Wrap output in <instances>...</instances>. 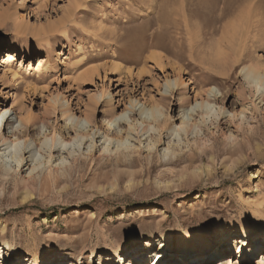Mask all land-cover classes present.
I'll return each mask as SVG.
<instances>
[{"label":"rangeland","instance_id":"rangeland-1","mask_svg":"<svg viewBox=\"0 0 264 264\" xmlns=\"http://www.w3.org/2000/svg\"><path fill=\"white\" fill-rule=\"evenodd\" d=\"M223 1L0 0V109L12 108L8 114L15 126L20 124L21 116L28 114L36 123L25 131L28 136L22 142L27 140L29 144L44 133L56 140L60 134L66 135L64 109L76 117L89 115L90 128L93 134L97 132L91 149L89 136L79 152L62 151L69 159V164L62 166L65 174L57 171L56 159L61 153L55 150L53 164L41 166L34 179L28 176V165H21L19 171L11 170L4 192L0 182V248L1 256L7 257L6 262L0 257V264H30L41 259L48 264L58 259L72 263L78 261L80 254L84 264H118L113 252L106 254L107 249L126 252L138 244L143 249L141 258L137 261L129 257L126 261L123 255L121 264L150 263L166 237L177 240L200 233L205 242L199 248H204L207 241L212 243L207 250L218 249L227 240L236 245L242 239H234L233 232H241L244 221L250 227L244 246L245 249L249 245L248 260L232 253L202 264H218L228 256L234 259L233 264H256L264 254V246L256 252L252 248L258 239L264 245V229L254 227L259 211H264V101L251 93L240 71L252 59L264 65L261 0L241 3L242 0L241 6L233 4L234 10L251 13L257 3L259 11L255 14L258 27H254L258 24L254 17L248 19L251 28L238 35L237 42L222 41L220 23L215 28L218 33L205 36L202 46L195 43L194 24L182 27L183 48L194 41L192 54L188 53L191 58L183 61H191L186 69L191 74L181 73L186 85L174 94L164 93L165 77L173 79L179 71L173 54L147 45L141 51L136 43L122 37L126 29L147 25L150 16L162 6L167 11L187 13L202 9L205 3L207 7L203 9L209 6L219 11ZM190 36L194 39L188 41ZM202 47L207 53L218 48L228 53L243 52L245 61L234 69L231 86L221 77L210 84H197L193 79V74L201 70L215 74L199 61L205 52ZM7 53H11L12 60L5 63L3 57ZM152 53L163 55V62L156 63L150 58ZM200 65L202 69L192 67L201 68ZM211 85L228 92L226 102L218 100L217 104H224L225 110L248 108V118L242 121L225 114L220 125L207 123L209 128L201 132L206 139L202 149L184 146L181 153L164 157L162 147L168 145V136L163 134L150 154L145 139L148 134L141 136L139 127L130 138L131 147L124 150L127 156L103 150L102 136L108 130L104 118L131 109V98L147 105L167 103L166 120L169 125H178L183 106L194 104L196 95ZM140 104L135 107V117ZM77 130L68 126L70 136H75ZM36 144L33 142L35 150ZM55 144L60 146L57 141ZM28 155L25 151L23 164L29 160ZM178 156L185 158L183 163L166 162ZM11 165L16 167L15 163ZM5 242L10 246L6 247ZM168 244L177 254L164 253L166 257L163 255L160 260L155 257L156 264L166 260L169 264L191 263L180 257L187 256L186 250ZM223 249L228 252L229 245Z\"/></svg>","mask_w":264,"mask_h":264},{"label":"bare ground","instance_id":"bare-ground-1","mask_svg":"<svg viewBox=\"0 0 264 264\" xmlns=\"http://www.w3.org/2000/svg\"><path fill=\"white\" fill-rule=\"evenodd\" d=\"M241 1L242 0H224L223 7L219 9V11H217L215 8L212 9L209 6H208L209 9L208 8L203 9L204 7H207L205 3H204L205 6L202 5L203 7L202 9L185 11L187 13H183V10L182 12L169 10L170 11L169 12L167 11V9L165 10V8L161 9L163 7L162 6L158 10L155 9L156 11H154L153 16H150L149 18L150 22L147 25L145 26L140 25L139 27L134 28V29H126L124 31L125 34H123L122 37H124L126 42L132 41L133 43H136L138 45L139 50L141 51L145 50V45H147V47L149 48L161 49V50L168 52L167 54L169 53L173 54V57L175 58L173 59V62L176 60V62L174 63L177 64L176 68H178L179 71L173 67V71L175 72V70H177L176 72L177 74L176 73L173 74L174 75L173 79L167 76L165 77L166 87H165L164 93L174 94V91L179 90L181 85H186L185 81L182 79L181 73L184 72L186 74H191L190 70H186L192 64L191 61L186 64H184L183 61L187 60V57L191 58L190 55L192 54V48L194 47V44H192L191 42H194V41L193 40L190 41L191 40L190 38H192L191 37L192 35H191L189 39L187 38V40L190 41L189 45H191L190 46L191 48H188L189 45H187L186 47L190 51H188V49L185 48L186 45H184V48H183V44L181 41V37H182L181 35H183L182 27L185 26L186 28H188L190 23L192 25L193 24L195 25L196 29L194 28L195 29L194 31L196 32L197 30V32L195 33L193 31L195 34L193 37H195V39L194 38L192 39H194L196 41L195 43L199 45L201 42H203L205 36H207L208 34L214 35L215 33H218L217 30H215V28H216V25L220 23L223 25L222 29L221 30L219 29V31H221V33L223 34L222 41L226 40L230 43L231 41L235 39L236 40L235 42H237V39H238L237 36L242 35V33L245 32L244 30L250 27L246 21L250 18L251 19H253V17L255 18L256 17L255 14L259 12L257 11L258 9L257 3L253 5L251 13H250L251 10L248 12H246V10H243V9L241 10L236 9L238 11L234 10L233 4L234 5L238 4ZM245 1L246 0H244L241 3H244ZM241 3H239V5ZM260 14H261L260 22L262 25H264V0H261ZM254 20H256V18ZM252 22L253 20H251L250 23ZM260 22L256 24L257 26H254V24L253 26L258 27ZM253 29H256V28H253ZM263 29L261 28V32ZM197 44L195 45L198 46ZM218 44H221V42ZM202 45L204 44L201 43L200 46ZM185 49L188 51L187 53ZM218 49L220 50H217L216 52H211L212 51L211 50L210 53H207L206 52L207 50L204 49L205 52H203V55L201 56L198 55L200 58L202 57L199 60L200 62L202 61L201 62L203 63L202 66H204V63L207 64L208 66L207 68L213 71L216 75L211 74L207 71H202V70L199 73H194L193 79H195L197 84L198 83L210 84L211 82L216 81L218 77H221V78H225L223 82L229 83L230 86L232 85L233 81L231 78L233 77L232 73L235 71L234 69L236 68V66H238V63H240L241 61L242 62L245 61L243 52L236 51L234 53H228L221 48H218ZM244 51H245V48H244ZM189 52H191L190 55L188 54ZM205 56L207 58H205ZM163 57L164 56L159 53H152V55L150 56V58L155 60V62L158 64L163 62ZM3 58H5L4 59L5 63L10 62L12 60L11 53H7L6 56ZM204 58L207 59L208 61L204 60ZM175 64H172V66H174ZM192 67L197 68V69H202L201 65H200L201 68H199L198 66L197 67L192 66ZM185 70L187 72H185ZM204 70H206V68H204ZM240 72L242 73L243 79L247 83V86L251 89V93L253 95H257V98H260V101H264V65L261 64V62H259L258 60L252 59L249 63L245 64L241 68ZM227 95H228L227 90L224 91L222 87L211 85L208 89L203 90L202 92L196 95L197 98L195 99L194 104H191L190 102H188L186 104L187 106L186 105L183 106L184 110H183V113H180L181 121H180V124L178 125L168 124L166 120V116H168V111H167L168 104L167 103L166 104L153 103L151 105L150 104L147 105L145 104V102L140 104V102L137 99L131 98L129 100V105L131 106V109L125 108L123 112H121L120 114H114L112 118H107V117L104 118L103 122L107 125L108 130L102 136V139H104L102 143L103 150L106 152H112V151L119 152V153L123 152L122 154H125V156H127L124 150H127L131 147V144L129 142L130 138L133 136L134 131H138L139 127H141L140 129L142 133L141 136L145 137L148 134L145 139L148 141L147 146H148V150H150L149 152L150 154L152 150H154V148H157L158 143L161 142V137L163 134H166L168 136L167 137L168 145L162 147V151H163L162 154L164 157L169 156L170 154L176 155L177 152L181 153L183 151L184 146L190 147L191 150L193 149L191 148L193 146L195 148L202 149L203 146L205 147L206 139L205 140L203 139L201 132H204V129L209 126L207 123L215 124L216 126H218L220 125L221 120L223 116H225V114H227L229 118H234V119L239 118L238 120H242V121L248 118V115L246 113L248 108L247 109L242 108L240 111H237L235 109L225 110L223 106L224 104L222 105H219V103L217 104L218 100H220L222 103H225ZM139 104L140 106L137 109L138 116L135 117L134 110H135V107ZM10 111H12V108L8 109L7 107H4L3 110L0 109V147H3L0 153L1 154L0 155V182L3 185L2 192H4L5 190L4 184L6 183L9 176L11 175V170L14 169L16 171H19L21 165L22 166L28 165V168H27L28 176L30 179H34L36 177V174H38L37 172H39V169L41 166H44L45 168L46 164L47 165L53 164L52 162L53 152L56 150L58 153L59 152L61 153L60 157L56 159V165L58 166L57 171L61 170L62 174H65V169H63L65 167H62V166H66L67 164H69L68 163L69 159L68 157L63 156L62 151L66 149L67 151H69V154H75L76 152H79L84 139L89 136H90L91 142L88 145V147L91 149V147L94 145L93 143H94L95 135L97 134V132H94L93 134V128H90L91 119L89 118V115L87 114L84 117H81V116L76 117L74 112L69 111L68 113L67 110L65 109L62 110V115L66 117L65 128L67 130V134L66 135L60 134V137L58 138V140H56L55 136H52L50 138L44 133L43 137H38L37 139L35 138L32 140V142L28 144L26 143L27 140H24L22 142V139L24 136L26 137L28 136L27 134H25V131L28 129L30 130L31 126L36 125L35 121L33 122L31 115L28 114L24 118H22L21 116L20 121H19L20 124L15 126L11 122V117H12L11 114H8V112ZM130 112L132 115L130 114ZM92 113H93V110H92ZM70 125H73L75 130L78 129L75 136H70L68 132V126ZM9 127H10V130H9ZM41 133H42V130H39V136L41 135ZM191 135H192V138H189ZM231 137L234 140L235 136L231 135ZM176 139H177V142H175ZM56 141L59 143L58 144L60 145L59 147L56 146L55 144ZM33 142L37 143L36 145L38 147L37 149L38 151L34 149ZM171 142L173 143L172 145H171ZM181 142H183L184 144L182 147H181ZM174 145H176L177 147H175ZM134 148H137V146H134L133 149ZM25 151L26 153L29 154L28 155L29 160H27L26 163L23 164V161L25 159L24 157ZM128 154L130 156V153ZM184 159L185 158H183L182 156H178L176 159L174 160L171 159L166 162L168 164H179L182 161H184ZM198 159L203 160V156L198 155ZM11 163H15L17 168L13 167ZM140 211H143V209H140ZM254 227L264 229V211L263 210H260L258 217L255 218ZM233 234L235 235L234 239L235 238H237L238 240L242 239V241L240 242L237 241L236 245H233V240L225 241L226 244L224 245L225 246L229 245L230 251L228 250V252H225L226 249H223L225 248L224 245H222L218 249L207 250V248L209 249V247L212 245V243L207 240H206L207 245L204 248H199V246H201V244L205 242V240H203V237L201 236L200 233L191 234L188 237H184L182 239H177V240L166 237L164 241L167 243H165L164 241H161L160 248H158V250L154 253L153 259L151 260V262L150 263L142 262L140 264H156L157 262L155 261V257H157V259L160 260L162 256L164 255V253H172L176 255L177 253L175 252V248L167 246L168 243L170 244L174 243L175 247L186 250L187 251L186 253H188L187 256L181 255L180 257H182V260L185 261L186 263L187 261L190 260L191 261L190 264H195V261H198V263L200 264L205 263V262H211V260L215 259L217 256H220V255L223 256L225 254H232V253H238L239 257L245 260H248V256H250L248 252L250 249L247 247H249V245L244 249L245 242L249 238V234H250V227L248 223L244 221L243 226L241 227V232L239 233L233 232ZM146 241H149V240H146ZM5 245L6 247L10 246L8 242H5ZM139 245L141 244L134 246L133 249H130L126 252L122 251L121 249L114 250V249L109 248L107 249L108 253L106 254H111V252H113L114 256L118 260V264H121L123 262V257H124L123 255H126V261H127V258L129 257L130 258L135 257V259L138 261L141 258L140 254L143 251V249L140 248ZM252 246H253L252 248L256 252L257 250L261 249L262 246L264 245L258 239V240H255ZM2 253H3V248L1 247L0 257L3 258V260L6 262L7 257L5 255L1 256ZM144 253H145L144 255L146 256V254L148 253V250H146V252ZM164 256L166 257V255ZM231 257L232 256L222 258L218 262V264H226L227 262L228 264H230L231 262L233 264L234 259H231ZM76 259L78 261L72 262V263H68L69 259H58L51 264H84L83 256L81 254L77 255ZM171 260H173L172 262L174 263L176 262V259L174 258H172ZM27 261L29 260L27 259ZM167 262L168 261L166 260L164 264H169ZM30 264H48V261L46 259H41L38 262H35V263L31 262ZM170 264H173V263H170ZM256 264H264V254L260 255V258L258 259Z\"/></svg>","mask_w":264,"mask_h":264}]
</instances>
